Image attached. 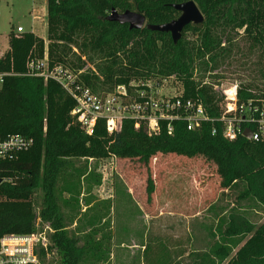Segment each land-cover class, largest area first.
I'll return each instance as SVG.
<instances>
[{
  "label": "trees",
  "instance_id": "16d2710c",
  "mask_svg": "<svg viewBox=\"0 0 264 264\" xmlns=\"http://www.w3.org/2000/svg\"><path fill=\"white\" fill-rule=\"evenodd\" d=\"M193 1L204 15L201 25H188L198 41L183 38L175 44L169 33L147 27L130 30L107 20L113 9L127 10L146 17L147 25H162L180 16L173 5ZM48 44L32 32L18 37L10 35L9 51L0 59V71L14 72L7 77L0 92V136L19 134L32 138L33 148L13 162H0V238L5 234L25 235L36 231V222L49 224L55 231L50 236L49 257L42 250L41 264H83L90 258L104 261L102 247L95 241L81 244L70 235L68 222L61 210L60 179L73 160H104L111 157L138 161L148 167L157 155L202 157L213 162L223 191L237 190V202L250 203V208L264 211V143L239 136L226 140L220 124L204 122L201 129L189 131L182 120L166 123L157 135H149L146 124L135 128V121L125 118L110 134L104 120H99L89 136L71 116L74 100L54 82L26 77L27 62L41 59L47 51L50 65L71 71L83 70L89 63L94 68L80 75L81 81L94 93L112 92L118 86L128 87L133 81H157L175 77L184 88V98L201 103L211 119L220 114L221 99L212 88L202 87L195 77L199 67L209 72L211 64L223 53L224 39L243 32L253 48L264 53V0H46ZM78 51V55L74 52ZM225 50V49H224ZM74 57V61L70 57ZM222 58V57H221ZM85 59V60H83ZM264 77V74H262ZM129 87V92H132ZM241 89L240 100L252 97ZM264 96V89L260 91ZM218 129L213 134V129ZM84 173L81 174L83 176ZM146 193H155L149 174ZM75 186H71V191ZM41 193L40 211L34 198ZM222 209L214 240L208 251H194L186 264H264V223H254L243 207L225 213ZM214 232V233H213ZM171 264H183L173 261Z\"/></svg>",
  "mask_w": 264,
  "mask_h": 264
},
{
  "label": "rangeland",
  "instance_id": "374dc122",
  "mask_svg": "<svg viewBox=\"0 0 264 264\" xmlns=\"http://www.w3.org/2000/svg\"><path fill=\"white\" fill-rule=\"evenodd\" d=\"M18 26L48 38L46 0H0V56L9 51L10 35ZM183 38L198 41L191 32H184ZM229 38L232 42L224 39L222 45L226 55L211 64L214 69L206 73L199 67L195 70L201 86L212 88L221 101L223 91L233 85L255 92L264 89V53L250 46L241 31ZM74 52L78 55L76 49ZM70 60L75 62L73 56ZM92 68L87 63L81 71ZM163 82V95L179 94L181 83L175 77ZM72 163L81 172L70 168L59 182L61 192H70L75 186L72 193L60 194L68 232L80 238V245L99 243L107 258L94 257L83 264H171V259L189 263V254L208 251L213 245L211 230L215 231L216 215L222 209L227 213L243 207L254 223H264V211L251 209L248 202L238 204L237 190L223 191L216 165L202 157L157 155L148 167L115 157ZM149 174L155 183L150 199L146 193ZM40 200L38 192L34 198L37 212ZM55 257V264H60V257Z\"/></svg>",
  "mask_w": 264,
  "mask_h": 264
},
{
  "label": "built area",
  "instance_id": "2783aa9c",
  "mask_svg": "<svg viewBox=\"0 0 264 264\" xmlns=\"http://www.w3.org/2000/svg\"><path fill=\"white\" fill-rule=\"evenodd\" d=\"M26 31L18 26L11 35L18 37ZM3 57V56H2ZM0 57V59H2ZM24 76L54 81L74 100L75 107L71 116L82 129L91 136L99 120H104L106 129L113 134L120 121L131 118L135 128L146 124L149 135L161 132V123H166L169 134L173 131L172 122L182 120L187 123L189 131L201 129L204 122L218 123L223 137L235 141L250 132L249 141L264 143V96L260 92L248 90L252 97L240 100L241 88L233 85L223 91L220 103V116L211 119L205 107L198 102L184 98V88L178 89L177 96L163 95L165 82L139 81L128 87L118 86L107 94H96L80 79L82 71H71L63 66H51L48 54L41 59H30L27 62ZM15 76L14 72L0 71V92L7 77ZM129 87L132 92H129ZM218 129L214 127L213 134ZM35 142L19 134L0 136V162H13L20 155L30 151ZM6 182L1 179L0 186ZM54 229L40 218L36 222V231L31 234H5L0 238V264H40V252L43 250L49 257L50 236Z\"/></svg>",
  "mask_w": 264,
  "mask_h": 264
},
{
  "label": "water",
  "instance_id": "95a60500",
  "mask_svg": "<svg viewBox=\"0 0 264 264\" xmlns=\"http://www.w3.org/2000/svg\"><path fill=\"white\" fill-rule=\"evenodd\" d=\"M173 8L180 13V16L177 19L162 25L146 26V17L130 10L118 12L116 9H113L107 20L109 22H115L121 25L127 24L130 30H141L147 27V29L151 31L169 33L173 42L177 44L182 39L183 31L188 25H201L204 23L205 18L193 1L173 5ZM244 138H251L249 131L244 133Z\"/></svg>",
  "mask_w": 264,
  "mask_h": 264
},
{
  "label": "crops",
  "instance_id": "0c3cea01",
  "mask_svg": "<svg viewBox=\"0 0 264 264\" xmlns=\"http://www.w3.org/2000/svg\"><path fill=\"white\" fill-rule=\"evenodd\" d=\"M33 33V32H32ZM38 37V36H37ZM40 38V37H39ZM47 38V37H46ZM46 38H41L43 39L44 41H46ZM5 54V53H4ZM4 54H2L0 57L4 56Z\"/></svg>",
  "mask_w": 264,
  "mask_h": 264
}]
</instances>
